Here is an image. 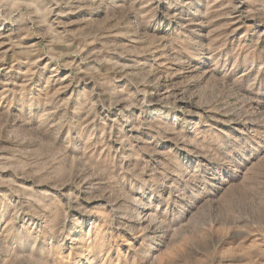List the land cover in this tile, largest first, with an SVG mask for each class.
I'll use <instances>...</instances> for the list:
<instances>
[{
	"label": "rangeland",
	"instance_id": "374dc122",
	"mask_svg": "<svg viewBox=\"0 0 264 264\" xmlns=\"http://www.w3.org/2000/svg\"><path fill=\"white\" fill-rule=\"evenodd\" d=\"M0 264H264V0H0Z\"/></svg>",
	"mask_w": 264,
	"mask_h": 264
}]
</instances>
